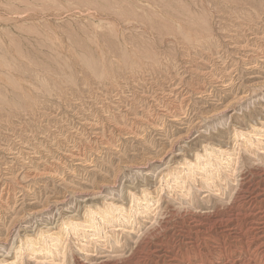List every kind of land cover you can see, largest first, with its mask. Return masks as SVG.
Returning <instances> with one entry per match:
<instances>
[{"label": "rangeland", "instance_id": "1", "mask_svg": "<svg viewBox=\"0 0 264 264\" xmlns=\"http://www.w3.org/2000/svg\"><path fill=\"white\" fill-rule=\"evenodd\" d=\"M0 264H264V0H0Z\"/></svg>", "mask_w": 264, "mask_h": 264}]
</instances>
